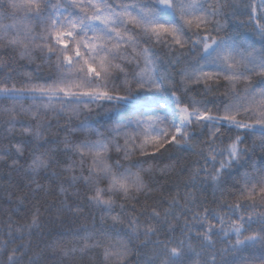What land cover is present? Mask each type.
I'll list each match as a JSON object with an SVG mask.
<instances>
[{"label":"snow or ice","instance_id":"1","mask_svg":"<svg viewBox=\"0 0 264 264\" xmlns=\"http://www.w3.org/2000/svg\"><path fill=\"white\" fill-rule=\"evenodd\" d=\"M171 148L198 159L154 198ZM0 168V264H264V0H0Z\"/></svg>","mask_w":264,"mask_h":264},{"label":"trees","instance_id":"2","mask_svg":"<svg viewBox=\"0 0 264 264\" xmlns=\"http://www.w3.org/2000/svg\"><path fill=\"white\" fill-rule=\"evenodd\" d=\"M246 19V17H244ZM39 63V61H37ZM36 65H27L22 68L21 71H33L35 72ZM50 72V69L47 66H42L40 68V73L44 76H47ZM95 119V117H94ZM53 133H55V127L53 128ZM61 137L63 133L60 134ZM17 139H22L17 136ZM6 143V142H5ZM250 145V142H249ZM261 153L259 149L256 150V153L253 157L255 160H259ZM198 157L193 154V152L187 149H178L171 148L168 152H166L163 157H161L157 163L163 167L164 165H175V169L171 171L169 174L165 176H160L159 174L156 176V191L153 194V197H158L161 193L164 196L169 195V193H174L176 191V186H180V192H184V181L187 180L189 172L188 169L195 166V161ZM7 169L0 168V220H4L7 218L9 214L12 215L13 219H19L20 217L16 214L14 209L16 208L15 203H9L6 190L12 191L15 195H20L22 192H26L27 188L25 185L27 184V178L23 175V173L12 172L11 177L7 176ZM41 183H47V181L41 177ZM198 196H202L207 198L209 203L212 201V189L209 187L205 192L197 193ZM41 203L51 202L56 200L58 203V198L55 196L45 197L41 194ZM13 200H15V196H13ZM152 203L150 199L148 201ZM30 209V204L27 207H24L21 210L22 215H26ZM93 215L96 216L97 223L99 222V213L94 212ZM87 217V219H85ZM62 221V222H61ZM91 224V216L89 215V210L86 208L84 211V215L79 218H75L71 213L65 212L60 220L56 219L55 212L53 211L51 214L45 215V239L52 240L57 239L63 236L65 239L70 240L72 238V234L79 231L83 224ZM38 239L34 237V241ZM147 251V250H145ZM46 264H55L54 261H47ZM72 264H100L99 255L98 254H88L85 256H77Z\"/></svg>","mask_w":264,"mask_h":264}]
</instances>
